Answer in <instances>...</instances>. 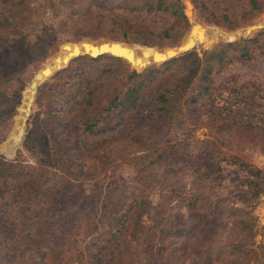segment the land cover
<instances>
[{"label":"trees","instance_id":"trees-1","mask_svg":"<svg viewBox=\"0 0 264 264\" xmlns=\"http://www.w3.org/2000/svg\"><path fill=\"white\" fill-rule=\"evenodd\" d=\"M189 1L206 21L229 29L264 8V0H248L241 15L229 16L224 11H210L203 0ZM185 11L190 21L195 19L189 3ZM187 28L182 0H0V121L14 113L24 73L31 70L28 72L33 75L32 70L66 41L89 37L140 45L123 54L138 67L148 56H162L147 48L171 45ZM193 30L200 46L232 34L201 25H194ZM263 34L264 28L250 37L217 43L209 49L197 51L198 46L140 70L129 68L114 55H78L38 86L35 101L44 98L46 110L39 123L69 130L65 116L72 112L82 133L98 139L93 148L100 166L108 164L110 155L130 150L150 155L136 169V187L127 189V196L119 187L114 196L105 197L100 211L71 219L73 224L82 220L86 227L81 236L82 249L68 257L62 254L61 264H102L98 254L101 243H116L109 264H264V246L259 250L253 241L251 215L257 198L264 194V172L221 151L231 142L238 148L247 144L256 134L261 114L252 108L251 96L239 94L235 86L215 87L210 79L214 69L233 59L250 60ZM116 45L129 46H98L97 41L84 39L65 49L122 54L115 50ZM32 95V86L27 87L24 97L32 99ZM146 102L144 121L126 124L127 117L143 109ZM23 126L22 121L16 140ZM201 128L207 131L206 138L192 139V131ZM61 139L66 147L59 148V154L53 147L42 146V151L48 154L53 149V165L64 167V153L78 152L81 138L67 134ZM220 161L235 165L241 173L228 184L227 198L219 194L222 169L214 164ZM8 165L0 162V178L8 177ZM23 174L22 181H28V174ZM15 186L11 198L13 195L14 205H18L36 199L41 185ZM150 186L156 188L161 200L153 202L144 193ZM231 198V205L226 204ZM171 199L178 208L186 209L185 219L165 215L164 206ZM129 202L134 205L132 213L127 209ZM236 202L240 206H234ZM20 235L25 238L21 231ZM3 261L7 260H0V264ZM6 264L36 263L18 256Z\"/></svg>","mask_w":264,"mask_h":264},{"label":"rangeland","instance_id":"rangeland-1","mask_svg":"<svg viewBox=\"0 0 264 264\" xmlns=\"http://www.w3.org/2000/svg\"><path fill=\"white\" fill-rule=\"evenodd\" d=\"M203 1L210 11L214 13L224 11L229 16L241 15L248 2V0ZM190 4L195 16L194 21L198 25L203 28H217L232 32L228 38L218 40L212 45L233 39L237 36L236 31L238 29L243 30L258 19L264 11L263 8L237 28L229 29L224 25L206 21L204 16L193 8L191 2ZM153 19L154 17L149 19L148 23ZM250 36L252 34H248L244 38ZM258 43H260V46L254 49L253 57L250 60L238 61L233 59L229 63L214 69L210 79L215 87L222 85L235 86L240 89L239 94H244L245 97L251 96L252 108L261 114L260 125L257 129H254L256 134L253 138H248L249 142L241 148H238L235 142H231L226 148L222 147L221 151L226 156H237L264 172V34ZM134 47V45L122 47L116 45L115 50L122 54H128ZM210 47L200 46L196 50L209 49ZM147 50L153 52L155 49L147 48ZM38 67L32 71H36ZM28 71L24 73L22 89H20L18 96L19 103L15 106L14 113L9 118L0 121V145L5 151L4 154L0 149V162L9 163L6 169L8 177L0 178V191L6 189V191L0 192V260L6 259L7 261L1 263L6 264L9 260L19 256V259L23 258L30 263L61 264L62 254L68 257L71 253L82 249L81 236L86 227L82 220L77 224H73L74 222L71 219L80 218L86 213L100 211L105 197L107 195L114 196L116 189L119 187L122 188L121 191L124 190V195L127 196L126 190L136 187L134 183L138 172L136 169H140V165L146 159H149L150 155H144L145 151L130 150L119 156L113 157V155H110L109 159L111 161L106 160L108 164L100 166L99 163L101 162L97 157V150L93 148L98 139L82 133L81 125L72 112L67 117L65 116V120H68L69 130L67 127L55 129L54 124L51 123H39V120H44L45 117V99L40 98L36 102L35 96L38 86L43 82L36 87L32 100L24 97L23 90L33 73ZM48 78L44 81H48ZM147 106L148 102L143 105V109L132 112L127 117L126 124L137 125L143 122L148 111ZM22 121L24 126L19 138L16 140L15 136L19 132ZM206 133L207 131L203 128L193 130L192 139H204ZM67 134L75 139L81 138L80 148L78 152L72 155L64 153L62 159L64 167L60 164L54 166L53 149L59 154L58 149L66 147L65 141L60 140V138ZM42 146L53 147V149H49L47 154L42 151ZM189 149L192 150L193 148L189 147ZM48 160L50 164L47 163ZM214 165L215 167L221 165L222 172H220V175L223 186L219 190V194L227 198L228 196L225 193L229 189L228 184L233 182L238 175L240 177L241 173L238 174L235 165L226 166L222 161L215 162ZM23 173H27L30 177L28 181H22ZM5 179L6 181L3 183ZM20 180L22 181L21 186L39 183L41 185L39 187L40 191L35 193L36 199L33 201L14 205L11 191H13V194L15 193L12 188ZM20 185L15 186V188L18 189ZM242 188L246 189V186L243 185ZM108 192L111 194H108ZM157 192L156 188L152 186L144 191L153 202L161 200ZM44 196H47L46 201H44ZM48 197L54 198V201L51 202ZM128 200L126 199V201ZM231 200L232 198L226 204L231 205L229 203ZM130 202L127 209L129 213H132L135 209ZM233 205L240 206L238 202ZM164 208L167 216L174 214L181 219H185L187 216L186 209L183 207L178 208L173 199L166 203ZM241 214L239 213V215ZM251 215L254 220L253 241L259 248L264 246V194L257 198ZM144 217L141 216L142 219ZM229 221L230 217L227 216L226 222ZM127 224L126 221L124 225ZM20 231L25 236L24 239L20 238ZM115 248L116 243L99 244L98 254L102 264L111 262Z\"/></svg>","mask_w":264,"mask_h":264},{"label":"water","instance_id":"water-1","mask_svg":"<svg viewBox=\"0 0 264 264\" xmlns=\"http://www.w3.org/2000/svg\"><path fill=\"white\" fill-rule=\"evenodd\" d=\"M184 3V14L187 17L188 20V28L183 32V34L181 35L180 39L174 43H172L171 45L168 46H163V47H158V46H153L152 48H154L157 52L162 53V56L160 58H156L153 59L152 57H148L146 63L142 66H138L136 67L135 65H133L123 54H118L116 52L110 51V50H97L95 52H93L92 50H86L84 48L79 49L76 52H71L65 49L66 45H74L75 43H77L78 41L81 40H88L90 42H94L97 41L98 46H100L101 44H107V45H112V44H125V45H136L134 43H125L123 41H113V40H108V39H103V38H98V39H91L89 37H82L77 41H66L62 44H60L57 49L52 52L50 55H48L43 62L39 65V67L37 68V70L34 72V74L32 75V77L28 80V82L26 83V88H24L23 90V94L24 92L27 90V87H31L33 88V93L35 92L36 87L41 84L42 82H44V80L46 78H48L54 71L58 70L59 68L63 67L67 61L74 57V56H78V55H90V56H96L99 54H109V55H114V56H118L121 57L126 63L127 66L129 68L135 69V70H140L146 66H149L151 64H158L164 60H167L169 58L172 57H177L179 54H181L184 51H187L189 49H194L198 46H200L201 44L199 42H197L196 40V36L197 34L193 32L192 34V28L194 25L198 24L192 20L190 21V19L188 18L189 15L186 14L185 12V4L189 3V0H182ZM264 28V11L261 14V16L256 19L254 22L250 23L248 26H246L243 30L238 29L237 32V36L234 37L231 40L234 39H238L240 37H244L248 34H253L254 32L260 30ZM240 36V37H239ZM230 41V40H228ZM212 45L209 44L207 46H205L206 48L210 47ZM140 46V45H137ZM141 47H146V46H141ZM71 50V49H70ZM66 57V59L64 60V58ZM56 60V62H55ZM23 94H22V99H23ZM33 96V95H32ZM32 100V99H31ZM9 139V138H8ZM7 139V140H8ZM6 140V141H7ZM0 149L1 151L5 154V151L3 150V148L0 145Z\"/></svg>","mask_w":264,"mask_h":264},{"label":"bare ground","instance_id":"bare-ground-1","mask_svg":"<svg viewBox=\"0 0 264 264\" xmlns=\"http://www.w3.org/2000/svg\"><path fill=\"white\" fill-rule=\"evenodd\" d=\"M187 14V13H186ZM189 18V17H188ZM193 32H194V30H193V28H192V34H193ZM196 40H197V42H198V39L196 38ZM209 45V44H208ZM203 47H205V46H207V45H202ZM149 57V56H148ZM148 57H147V59H148ZM150 57H152V56H150ZM153 58V57H152ZM146 59V60H147ZM55 62H56V60H55Z\"/></svg>","mask_w":264,"mask_h":264}]
</instances>
